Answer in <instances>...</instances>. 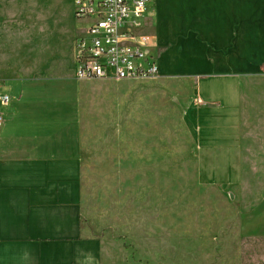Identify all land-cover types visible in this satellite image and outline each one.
Returning a JSON list of instances; mask_svg holds the SVG:
<instances>
[{"label":"rangeland","instance_id":"rangeland-1","mask_svg":"<svg viewBox=\"0 0 264 264\" xmlns=\"http://www.w3.org/2000/svg\"><path fill=\"white\" fill-rule=\"evenodd\" d=\"M255 1L242 40L253 29L263 44L264 0ZM86 24L74 0H0V95L17 79L53 80L45 107L60 115L49 120L55 151L76 139L74 128L56 129L76 116L79 81L60 79L74 74ZM243 45L248 61L264 59V47ZM255 73L246 82L253 104L243 129L238 119L226 125L237 140L243 135V153L204 147L196 137L187 113L191 80L80 83L83 221L110 250V264H264V66ZM201 82L204 93L211 86L212 97L232 98L222 79Z\"/></svg>","mask_w":264,"mask_h":264},{"label":"crops","instance_id":"crops-1","mask_svg":"<svg viewBox=\"0 0 264 264\" xmlns=\"http://www.w3.org/2000/svg\"><path fill=\"white\" fill-rule=\"evenodd\" d=\"M259 2L153 0L148 11L145 30L153 27L149 33L154 36L152 52L159 77L193 81L187 113L204 147L217 144L226 152L233 148L244 152L243 135L237 140L235 127L226 125L238 119L242 127L253 104L246 82L264 66V59L250 62L245 57L244 43H251L252 50L264 47L254 40V30L249 31L252 36L244 32L242 40L243 17L254 13L252 7ZM78 31L81 35L85 26ZM75 56L74 48L73 76L60 80L79 81L77 113L63 119L65 127L56 129L62 135L67 127L75 129L72 146L64 141L59 151L49 147V120L60 118L45 107L47 84L53 80L17 79L3 87L10 102L0 104L4 119L0 126V264H110L112 260L103 240L87 234L89 226L83 221L80 83L84 80L75 77ZM201 79H222L220 88L233 92L228 93L232 98L212 97L211 86L204 93Z\"/></svg>","mask_w":264,"mask_h":264},{"label":"built area","instance_id":"built-area-1","mask_svg":"<svg viewBox=\"0 0 264 264\" xmlns=\"http://www.w3.org/2000/svg\"><path fill=\"white\" fill-rule=\"evenodd\" d=\"M153 0H74L77 18L88 21L75 41L78 80H134L159 77L152 52L154 36L145 30ZM10 102L0 95V104ZM0 112V126L3 122Z\"/></svg>","mask_w":264,"mask_h":264}]
</instances>
